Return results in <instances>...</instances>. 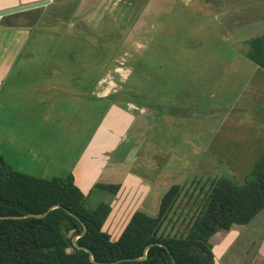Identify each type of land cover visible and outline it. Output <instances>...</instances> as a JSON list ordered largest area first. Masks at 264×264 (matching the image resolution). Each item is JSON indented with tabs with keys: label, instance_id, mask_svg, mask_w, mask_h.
<instances>
[{
	"label": "rangeland",
	"instance_id": "374dc122",
	"mask_svg": "<svg viewBox=\"0 0 264 264\" xmlns=\"http://www.w3.org/2000/svg\"><path fill=\"white\" fill-rule=\"evenodd\" d=\"M236 1L242 0L173 6L157 18L169 16L173 24L161 30L165 41H143L133 72L126 80L116 79L138 108L146 104L144 111L150 110L148 132L124 156L129 174L120 177L115 192L95 185L110 169L84 178L88 190L85 180L83 187L77 182L89 207L113 198L115 208L104 223L112 236L134 209L156 215L160 195L173 182H180L182 191L160 230L183 233L212 181L222 174L241 179L264 151V69L246 55L248 37L264 30V24L236 41L242 30L229 19ZM251 2L264 11V0ZM219 8L227 13L221 20ZM48 43L39 34L25 48L36 46L39 52L30 55L39 60L40 70L54 55L43 52ZM57 79L11 76L0 86V154L14 168L37 176L66 175L82 147L86 157L99 120L116 118L112 101L86 91L90 80ZM213 243L220 255L214 259L221 264H264V208L248 223L217 232Z\"/></svg>",
	"mask_w": 264,
	"mask_h": 264
},
{
	"label": "trees",
	"instance_id": "16d2710c",
	"mask_svg": "<svg viewBox=\"0 0 264 264\" xmlns=\"http://www.w3.org/2000/svg\"><path fill=\"white\" fill-rule=\"evenodd\" d=\"M246 55L264 69V33L248 39ZM115 192L119 183L96 182ZM182 191L171 183L160 195L158 211L151 215L134 209L117 236L104 223L111 211L109 202L93 207L72 173L37 176L14 168L0 154V264H214L209 238L233 224L248 223L264 208V151L237 180L216 177L190 214L183 233H162L161 227ZM60 203L42 216L10 214L39 213ZM77 237L80 245L73 244ZM151 243L146 249L147 244Z\"/></svg>",
	"mask_w": 264,
	"mask_h": 264
},
{
	"label": "crops",
	"instance_id": "0c3cea01",
	"mask_svg": "<svg viewBox=\"0 0 264 264\" xmlns=\"http://www.w3.org/2000/svg\"><path fill=\"white\" fill-rule=\"evenodd\" d=\"M32 1L35 0H0V10ZM251 1H236L230 5L229 19L234 28L242 30L239 40H236L238 42L243 41L249 29L256 30L264 24L263 9L252 5ZM189 2L214 4V0H50L40 8L32 7L0 16V86L11 76L27 79L29 75H47L83 82L90 80L86 91L92 93L93 98L112 101L114 112L117 110L116 118L111 117L113 123H107L104 116L99 120L86 157L83 160L82 147L80 159L68 169L80 189L77 182L82 186L84 178L94 172L96 175L105 174L110 169L105 181L95 180V183H119L123 180L121 176L129 174V170L122 166L124 156L148 132L150 110L145 112L146 105H140L143 110L138 113L139 104L130 97L133 94L125 92V85L121 88L116 79L126 80L133 72L138 60V47L143 45V41L156 38L165 41L161 38V30L164 26L171 28L173 24L169 16L157 20L158 16L171 12L175 5ZM219 10L216 14L221 20L227 13ZM261 33L264 30L252 33L248 39ZM39 34L45 35L49 42L43 52L54 54L51 61L44 63V70H40L39 60L36 62L30 55L39 52L36 46L25 49L29 46L28 41L39 38ZM27 55L31 57L24 58ZM20 63H26L25 68L28 69H22L24 65ZM57 85L63 86L64 83L58 81ZM130 89L133 93L143 94L132 87ZM107 107L112 111L109 103ZM121 145L129 147L125 151L119 150ZM79 178L81 182L77 180ZM85 183H89L85 188L88 190L90 182L85 180ZM112 200L108 217L115 208ZM216 233L209 238L212 247L215 246L213 239ZM212 249L213 255H217ZM214 264L221 262L214 259Z\"/></svg>",
	"mask_w": 264,
	"mask_h": 264
},
{
	"label": "water",
	"instance_id": "95a60500",
	"mask_svg": "<svg viewBox=\"0 0 264 264\" xmlns=\"http://www.w3.org/2000/svg\"><path fill=\"white\" fill-rule=\"evenodd\" d=\"M50 0H35V1H32V2H27V3H22V4H19V5H16V6H12V7H8V8H4V9H1L0 10V16L4 15V14H7V13H11V12H15V11H19V10H23V9H27V8H32V7H43V5L47 4ZM56 206H61L60 203H53L51 204L46 210L42 211V212H39V213H34V212H27L25 214H10L8 216H24V215H37V216H42L44 214H46L50 209H52L53 207H56ZM69 213L73 214L74 216H76L82 223V230L80 232H78L77 234L73 235L72 237V241H73V244L77 247H82L86 250L89 251V255H90V258L93 260L92 258V253H91V250L86 247V246H83V245H80L78 242H77V237L79 235H81L86 229H87V225L85 222H83L77 215H75L72 211H70L69 209H67ZM1 216V215H0ZM151 243L147 244L145 249H144V253L139 256V257H144L146 255V249L147 247L150 245Z\"/></svg>",
	"mask_w": 264,
	"mask_h": 264
},
{
	"label": "flooded vegetation",
	"instance_id": "af4514ba",
	"mask_svg": "<svg viewBox=\"0 0 264 264\" xmlns=\"http://www.w3.org/2000/svg\"><path fill=\"white\" fill-rule=\"evenodd\" d=\"M144 105H146V104H144ZM148 110V109H147ZM147 112V111H146Z\"/></svg>",
	"mask_w": 264,
	"mask_h": 264
}]
</instances>
